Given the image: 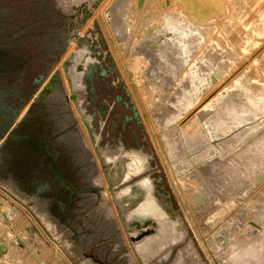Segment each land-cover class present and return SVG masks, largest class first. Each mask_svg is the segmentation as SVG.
<instances>
[{
  "label": "bare ground",
  "instance_id": "bare-ground-1",
  "mask_svg": "<svg viewBox=\"0 0 264 264\" xmlns=\"http://www.w3.org/2000/svg\"><path fill=\"white\" fill-rule=\"evenodd\" d=\"M132 1L133 22L129 15L123 19V37L119 35L109 17L112 4L102 11L101 23L107 34L113 60L137 102L176 194L185 203L197 200V221L204 225L202 231L206 233L204 237L199 236L200 241L214 264H264V75L258 67L245 68L238 72L237 76L233 73L236 77H231L233 80L221 91L209 94L212 87L223 78L224 69L231 63V55H227L230 52L227 42L231 41L240 52L246 51L245 46L249 44L252 33L251 24L264 22V2L260 5L261 14L252 15V7L258 4V0H226L231 8L228 16L229 10L225 0ZM218 21L225 33L224 40L215 38V42L211 40L201 50L204 39L215 36L214 23ZM135 24L136 32L130 37L127 31L132 30ZM166 24L177 28L188 26L180 46L175 45V53L168 51L163 59L168 66L171 60H174V67L178 66L180 69L177 75L160 67L161 70L153 72L154 62L147 55L157 52L160 44L169 37L160 34L167 27ZM230 33V40H227ZM87 52L86 49L73 50L70 58H64L74 63L69 74L75 90L83 88L82 72L77 71L75 66L87 65L93 61L92 57L86 55ZM233 56L238 58L235 53ZM75 74L79 75V80L74 78ZM174 79L178 80L177 85L170 92V81ZM56 82L60 80L54 76L53 80L44 86L40 98H36L41 99L53 91ZM59 84L64 93L63 84ZM170 94L174 98L170 105H167L166 98ZM214 99L215 104L211 106ZM215 109L219 111L215 113ZM167 110L170 112L165 115ZM180 118L183 119L178 121ZM213 120L220 123L227 121L235 126L226 132L222 129L219 133L213 128L216 125H213ZM176 121L178 127H169ZM247 122L251 125L244 126ZM158 129L164 130L159 134ZM235 130L237 132H234ZM249 132L255 133L247 138ZM172 137H177V144L170 142ZM232 139L229 147H225V143ZM237 142L243 144L231 156L230 150ZM179 144L183 152L180 151ZM134 151L140 152L147 160L145 169L132 175L140 176L149 167V155L140 150L106 155V162L116 167L120 158L126 157V177L129 178V154ZM206 162L218 177L215 180L206 176L203 170ZM194 164L197 166V177L187 174V169ZM145 178L151 181L154 201L167 214L162 197L157 193L150 177H142L137 189L126 186L117 193V198L121 203L124 202L125 206H129L131 200L142 196L125 211L128 221L133 220L144 226L147 220L154 219L159 226L157 233L137 241V251L144 258L154 256L160 248L171 243L167 242V238L153 240L160 233V222L156 217L144 220L129 219V214L139 207L148 194V190L142 185ZM246 182L256 186L254 192L259 189L250 199L243 197L241 193L243 187L240 186ZM194 187H197L198 194H191L190 189ZM125 190L127 192L119 196V193ZM2 205L3 209L12 213L11 206L0 200V206ZM191 220L196 227L194 219ZM169 222L173 231L168 239L173 238L175 234H181L178 224ZM142 229L146 230L144 227ZM137 235V231L134 232L133 236ZM147 241L151 242L149 252L142 254L139 246ZM181 261L182 255L179 254L177 262L180 264Z\"/></svg>",
  "mask_w": 264,
  "mask_h": 264
},
{
  "label": "rangeland",
  "instance_id": "rangeland-1",
  "mask_svg": "<svg viewBox=\"0 0 264 264\" xmlns=\"http://www.w3.org/2000/svg\"><path fill=\"white\" fill-rule=\"evenodd\" d=\"M41 1L44 4V10H47V12L49 11L52 18L56 19L52 22L51 26L56 28L59 34L66 36L69 33L71 34L78 31V33L84 37V41L81 43L77 42L75 39L68 40L63 56L58 63L53 65L51 70H49L44 82L48 83L54 74L58 75L60 81H62V83H60L63 84V95L66 94L69 96L67 100L64 99L65 102L62 104V107L69 108L68 112L62 113L61 111V120L59 122L61 125L57 131H52L57 137L56 144L60 143L63 145L57 147L58 152H62L61 154L59 153V161L63 164V167L72 174V178L76 185L81 187L99 186L100 192L80 194V198L82 199H80V201L68 211V217L63 222V215L60 208H57L56 205L52 204L53 202H51V206L49 204L50 208L48 207L47 200H45V197H47L46 194L43 193L40 196H37L36 193L26 192L25 189L19 187L20 185H18L17 182L14 181L15 179L11 176H0V200H3L7 206H11L12 208V213H10L3 209V205L0 206V264H81L88 261L89 254L92 252H95V256L101 258L103 253L108 251L109 248H116L120 244L119 241L124 242L123 248H126V252L130 253V256L134 259L136 264H179L177 262L179 254L182 255V261L180 264H214L211 258L207 255V252L200 241L199 236L204 237L206 236V233L202 231V226L204 225L197 221L199 204L197 203V200H194L193 203L189 201L185 203L182 198L176 194L138 106L137 108L140 112L145 131L142 135V143L138 142L135 146H128L127 144H124L121 137H118V142L116 141V144H110L109 142L103 144L101 142L102 137L95 130L94 125L92 129L96 134V141L93 142L86 126L84 125L81 115V112H83L84 116L92 117V115L86 111L84 105H82L85 86L83 89L79 90H75L74 88L71 89L68 75L70 67L74 63L70 60L66 66H63V63L66 61L64 58L67 56L70 58L71 51L86 49L88 50V56L92 57L93 62H100V64L103 63L105 66L109 65L111 67L113 56L107 34L101 23L102 11L112 4L109 17L119 35L123 37L124 29L122 21L128 15L131 17L132 21L134 16L131 11L133 1ZM263 2L264 0H258L256 6H250L252 7V11H254L252 15L261 14V7H264ZM226 3L228 5L229 16L231 8L227 1ZM261 4L262 6H260ZM219 22L220 21L215 23L211 22L215 24V29L213 30V34L216 32L214 34L215 36L204 39L201 50L203 49V46L208 44L211 40H214V42L222 38V40H224L225 33L222 31V26L218 24ZM187 27V25L181 28L167 26L162 30L160 34L169 37L160 44L158 51H155L156 54L155 52L147 54L154 62L152 68L153 72L161 70L162 68L175 72L174 75H177L180 72L178 66L174 67V60H171V64L168 66L163 59L168 51L175 53V45L180 46L181 41L184 39V31L188 29ZM250 28L252 29V33L249 44L245 46L246 51L240 52L233 46L231 41L227 42V45L230 48V52L227 55H231V63H229L230 65L224 69L223 78L212 87L209 94H214L215 91H221L239 74L238 72H242L245 68L258 67L257 69H260L264 75V22L258 21L251 24ZM136 29L137 25L135 24L133 25L132 30L127 31V34L132 37L133 34H135ZM170 34L172 35L171 38ZM231 35L232 33L228 34L226 39L230 40L229 37ZM215 38L218 39L215 40ZM195 42H197V40ZM234 53L238 58H234ZM110 56H112V60ZM159 67L161 69H159ZM112 72L115 75L118 87H121L123 84L118 82L120 77L118 72H115L113 69ZM122 77L124 78V76ZM74 78L79 80V75L75 74ZM177 81V79H174L170 81V85L168 84L170 92L177 85ZM124 82L129 88L125 78ZM38 90H40V88ZM73 92L78 94L79 99L77 103L70 100V95ZM34 98L31 100L25 111H29L27 116H22L19 120H23L24 118L28 119L29 117L30 119H33L32 114L40 109L39 105L42 104H38L37 107H35V105L33 107L34 109H31L30 111L29 108L32 107L31 104L34 102ZM173 98L172 94L166 98L167 105H170V101ZM215 99L211 102V106H214ZM134 101L137 105L135 99ZM42 102L43 100L41 103ZM218 111L215 109V113ZM169 112L170 111L167 110L165 115ZM67 118L68 120L65 121ZM181 119L183 118H180L178 121H181ZM178 121L171 124L169 127H178ZM214 123L216 125H214ZM213 125L214 130H217V132L222 131V129L226 132L232 128V126H235L231 125L229 122L227 123V121L226 123H220L219 121L214 120ZM243 125L250 126L251 123L247 122ZM163 130L164 129H158V133L161 134ZM237 130L234 132H237ZM254 133L255 132H249L247 138ZM63 140H67L68 142L70 140L72 141L67 143ZM231 141H233V139L227 141L225 147L228 148ZM170 142L177 144V137H172ZM2 144L3 143L0 145ZM242 144V142H237V144L231 148V156L235 154V151H237ZM71 147L75 151L71 152ZM179 148L180 151L183 152L181 144H179ZM132 150H140L149 155V167L146 172L140 176H132L144 170L147 165L146 158L140 152L134 151L129 154L131 158V161L129 162V178L126 177V157H121L116 167L106 162V155H116L121 154L122 151ZM222 159H224V157H222ZM20 164L21 161L18 159L15 168H17V177L22 179V167L19 166ZM133 166L135 169L132 168ZM196 169L197 166L194 164L187 169V174L197 177V173L195 172ZM203 170L205 171L206 176H210V179L215 180V178H218L213 174V170L208 162L205 163V168L203 167ZM144 176L152 179L157 193L162 197V204L164 205L167 214L154 201L151 181L148 178H145L142 181V185L146 187L148 194L139 207L129 214V219L138 218L144 220L148 217H156L160 222V233L154 237L155 239L153 238V240H163L167 238V242H171L163 248H160L154 256H147L146 258L138 253L136 245L137 240L133 239L134 232L137 231L139 234L140 231L143 230V226L142 224H140V226L137 225L138 222H134L133 220L128 221L125 216V211L128 210L130 205L132 206L136 204L142 196L131 200L129 206L123 205L124 202L121 203L117 198L118 191L126 186H133L136 189L139 188L138 183ZM195 183L197 184V181H195ZM25 184L27 185V183ZM240 187H243L241 193L243 194V197H247V199L253 197V195L259 190L257 189V191L254 192L256 186L251 185V182H246V184H242ZM40 189H42V186H40ZM127 190L120 192L119 196L124 195ZM190 191L193 195L198 194L197 187H194V189L191 188ZM192 218L196 222V227L191 220ZM169 221L177 223L178 229L181 232V234L173 235V238L170 239H168V236L171 234L170 232L173 231V226ZM148 227L152 230L150 234L158 232L159 226L154 219H151V224ZM12 237L15 240H13ZM12 243H14L13 246ZM150 246L151 242L147 241L139 246V251L142 254H147ZM121 249L122 247L118 250ZM123 253L125 252L123 251ZM120 256H118L115 261H118Z\"/></svg>",
  "mask_w": 264,
  "mask_h": 264
},
{
  "label": "flooded vegetation",
  "instance_id": "flooded-vegetation-1",
  "mask_svg": "<svg viewBox=\"0 0 264 264\" xmlns=\"http://www.w3.org/2000/svg\"><path fill=\"white\" fill-rule=\"evenodd\" d=\"M55 20L49 11L44 10L41 0H0V122L5 123L16 114V122L8 132L17 133L15 143L10 147L0 145V154H19V166L22 167V176H26L27 186L35 190L42 186L45 193L62 200L64 208L61 209L56 202L54 205L64 214L67 207L69 211L82 198L79 193H72L65 188L52 170L56 168L58 174H64L76 185L72 174L59 161V153L62 152H58L57 147L63 145L56 144V134L52 133L61 125V111L68 112L69 109L62 107L64 99L69 97L63 95L59 84L62 81L56 82L54 90L41 98L44 102L40 103V109L32 114L33 119L29 117L19 120L29 113L25 112V109L30 104L31 97H36L38 92L37 97L40 98V93L47 84L43 82L40 87L37 81L41 80L43 75L46 80L49 70L58 63L65 52L67 35L59 34L56 28L51 26ZM97 63L98 66L94 67L91 75L92 80L87 78L85 82H81L83 88L85 86L82 105L92 115V126L94 125L101 135L103 144H116L118 137L128 146H135L138 141L142 143L144 126L139 124L134 115L133 104L123 85L118 87L112 72V69L115 70L113 63L111 62V67ZM80 66L84 70L87 69L84 64H77L75 68ZM118 82L123 84L120 77ZM72 95L78 96L73 92L70 100H73ZM67 120L68 118L65 121ZM6 136L0 143L4 144ZM63 141L70 143L72 140ZM72 149L71 147V152L75 151Z\"/></svg>",
  "mask_w": 264,
  "mask_h": 264
},
{
  "label": "water",
  "instance_id": "water-1",
  "mask_svg": "<svg viewBox=\"0 0 264 264\" xmlns=\"http://www.w3.org/2000/svg\"><path fill=\"white\" fill-rule=\"evenodd\" d=\"M71 39H75L79 43H81V42L84 41V37H82L78 33V31H76L75 33H71V34L69 33L65 37V41L66 42H68V40H71ZM86 55H88V54H86ZM110 58L112 60V56H110ZM69 61H70V59L66 60L63 63V66H66ZM112 63L114 65L115 70L118 72V74L120 76V81L123 83V88L125 89V91L127 93V96L130 99V102L133 104V108L132 109L134 111V115L138 118L139 124H141V125L144 126L143 121L141 120L140 112L138 111L137 105L135 104L134 98H133V96H132L129 88L126 86V84L124 82V78L121 76V74H120V72H119V70H118V68H117L114 60H112ZM95 66H98V63H95V62L92 61V62H89L86 65V67H87L86 70H84V68H82L81 66L76 69L77 71H81L82 72L81 82H82V80H83V82H85L84 80L87 79V78L89 80H92L91 75H92V72H93ZM105 72L106 71L104 70V73ZM54 76H56L57 80H60V77L58 75L54 74L51 77L50 81L53 80ZM45 77L46 76L43 75L41 77V80L37 81V84H39L41 86L42 83L45 80ZM68 79H69V82H70L71 89H73V84H72V81H71L70 74L68 75ZM36 92H37V90L35 91V93ZM32 97L34 98V96H32ZM32 97H31V99H33ZM71 97H72L73 101L75 103H77V101H78L77 99H79V98H77L78 96L75 95V97H74L72 95ZM41 101H42L41 99L34 98V102L31 104L32 107L29 108L30 111H31V109H34L33 107L35 105H36L35 107H37L38 104L41 103ZM81 115H82V118H83L84 125L86 126V128H87V130H88V132H89V134L91 136L92 141L95 142L96 141V137H95L96 134L94 133V131L92 129L93 128L92 122H91L92 118L91 117L84 116L83 112H81ZM15 122H16V114L14 116L10 117L9 120H7L5 123L4 122H0V140L3 139L4 136L7 135L6 136V141L4 140L5 142H4V144H2V146L10 147L12 144L15 143L14 140L16 138L15 137L16 131L15 132H13V131L12 132H8V131H11L10 129H11L12 125H14ZM7 133H10V134H7ZM18 159H19V161L21 159L20 156H19V154H0V176H4V177L11 176L12 178L15 179L14 181L17 182L18 185H20L19 187L25 189L26 192L36 193L37 196H40L41 194L45 193L44 192V190H45L44 188L43 189L35 190V189L30 188L29 186H27L25 184L26 176H22L21 175V178L22 179H20V178L17 177L18 176L17 175V171H16L17 168H15V164H16V161ZM5 166H6V168H5ZM52 170H53V173L55 174V176L58 178V180H60L62 182L63 186L65 188L71 190L72 193L73 192H77L79 194H83V193H99L100 192V187L99 186H89V187L76 186V185L72 184V182L69 179H67L64 174H60V173L58 174V171L56 170V168H53ZM70 184L72 186H70ZM45 194L47 195V197H45L46 198L45 200H47L48 207H49V204L51 206V202H53L52 204H54L56 202V203L59 204V206L61 207V209L64 208V204H62V202H61L62 200H60L59 198H53L50 194H47V193H45ZM43 196H45V195H43ZM72 198L73 199H78L77 197H72ZM68 209L69 208L67 207L66 208V213L62 214L63 215V217H62L63 222L68 217ZM150 224H151V220H147L146 223L143 226V227L146 228V230H141L140 233L136 237H133V239L139 241V240L143 239L145 236L149 235L152 232L151 228H148V226ZM137 225L140 226V223L138 222ZM91 257L93 259H95L94 255H91ZM98 261L100 262V259Z\"/></svg>",
  "mask_w": 264,
  "mask_h": 264
},
{
  "label": "crops",
  "instance_id": "crops-1",
  "mask_svg": "<svg viewBox=\"0 0 264 264\" xmlns=\"http://www.w3.org/2000/svg\"><path fill=\"white\" fill-rule=\"evenodd\" d=\"M27 108H28V106L26 107L25 110H27ZM121 242H120L121 247H122L121 250H118L121 248L120 244H119L117 246L118 248L117 247L116 248L115 247L109 248L108 251H105L101 258H98L97 256H95L96 255L95 252H92L89 254L90 256L88 257V261L85 263H81V264H136L134 262V259L130 256V253L126 252V248L125 247L123 248L124 242H122V243ZM119 251H121V252H119ZM123 251L125 253H123ZM91 255H94L95 259H93L91 257ZM118 256H120V258L118 259V261H115V260H117L116 258ZM99 259H100V262L98 261ZM126 260H128V261H126Z\"/></svg>",
  "mask_w": 264,
  "mask_h": 264
}]
</instances>
